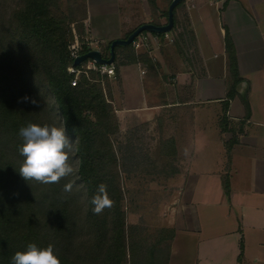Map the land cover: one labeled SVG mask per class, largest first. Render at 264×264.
<instances>
[{"label": "crops", "instance_id": "crops-1", "mask_svg": "<svg viewBox=\"0 0 264 264\" xmlns=\"http://www.w3.org/2000/svg\"><path fill=\"white\" fill-rule=\"evenodd\" d=\"M86 1L88 36L104 54L140 23L167 21L162 12L128 27L123 0ZM175 24L185 39L158 33L140 55L117 46L110 99L121 133L147 122L174 141L161 144L177 158L165 179L174 198L161 216V227L174 230L167 264H264V0H183ZM225 26L245 94L234 84Z\"/></svg>", "mask_w": 264, "mask_h": 264}, {"label": "trees", "instance_id": "trees-1", "mask_svg": "<svg viewBox=\"0 0 264 264\" xmlns=\"http://www.w3.org/2000/svg\"><path fill=\"white\" fill-rule=\"evenodd\" d=\"M57 1L0 0V264H13L14 254L31 243L54 244L62 264H125L127 259L131 264H167L169 242L165 251L130 238L113 143L119 120L101 81L93 76L101 73L91 71V78L84 74L72 85L68 21L51 11ZM225 28L236 85L242 78L232 35ZM128 56L137 59L134 52ZM30 123L65 126L73 142V174L52 184L27 181L19 174L24 159L20 132ZM164 140L163 145L174 144L171 138ZM69 182L73 188L65 193ZM101 183L114 204L96 214L91 200ZM225 185L229 189L228 179ZM162 229L170 231V240L174 230Z\"/></svg>", "mask_w": 264, "mask_h": 264}, {"label": "rangeland", "instance_id": "rangeland-1", "mask_svg": "<svg viewBox=\"0 0 264 264\" xmlns=\"http://www.w3.org/2000/svg\"><path fill=\"white\" fill-rule=\"evenodd\" d=\"M170 1L161 0L159 4L157 0H123V21L131 27L147 16L158 17L168 10ZM51 11L68 21V49L76 37L83 39L88 35L86 0H58L51 6ZM179 29L182 30L181 25ZM182 34L185 39V33ZM184 45L187 47L185 41ZM97 46L94 44V47ZM93 76L101 81L107 95L113 97V89L117 84L115 74L93 73ZM166 134L165 129L150 127L147 122H132L126 132L121 133L119 130L113 135V143L120 158L124 209L130 238L132 242L143 244L148 249L157 244L158 248L165 251L170 231L162 229L161 216L168 214L169 204L175 194L165 179L168 166L176 165L177 161L176 157L169 159L163 155L165 146L161 147L160 144L162 140L165 141L163 138ZM127 260L125 264H131L130 259Z\"/></svg>", "mask_w": 264, "mask_h": 264}, {"label": "clouds", "instance_id": "clouds-1", "mask_svg": "<svg viewBox=\"0 0 264 264\" xmlns=\"http://www.w3.org/2000/svg\"><path fill=\"white\" fill-rule=\"evenodd\" d=\"M20 134L24 143L19 151L24 159L19 174L25 180H35L42 184L59 183L62 178L74 173L76 169L70 162L73 142L66 136L65 126L30 123L21 129ZM72 188L73 182H69L63 191L70 193ZM91 203L96 214L113 206L114 201L105 184L99 185ZM12 260L13 264H62L60 254L52 243L46 247L31 243L26 250L17 251Z\"/></svg>", "mask_w": 264, "mask_h": 264}, {"label": "built area", "instance_id": "built-area-1", "mask_svg": "<svg viewBox=\"0 0 264 264\" xmlns=\"http://www.w3.org/2000/svg\"><path fill=\"white\" fill-rule=\"evenodd\" d=\"M181 31L177 24H175L172 29L161 34L164 40L174 42L180 39ZM157 34L149 30L141 32L132 42L136 54L140 55L143 52H150ZM94 44H97V41L93 40L91 36L86 35L83 39L76 37L69 45V55L74 60L80 53L94 47ZM68 71L73 73V78L71 79L72 85H76L84 74L88 78H91V71L108 75L115 74L116 63L115 61L113 63H99L95 59L89 58L88 60L82 61L79 65L72 64L68 66Z\"/></svg>", "mask_w": 264, "mask_h": 264}, {"label": "water", "instance_id": "water-1", "mask_svg": "<svg viewBox=\"0 0 264 264\" xmlns=\"http://www.w3.org/2000/svg\"><path fill=\"white\" fill-rule=\"evenodd\" d=\"M183 0H171L168 7L167 21L158 23L155 21H144L135 27L128 36L116 37L110 42L109 51L104 54L99 47H92L83 53L77 55L73 60V65H79L82 61L89 58L95 59L99 63H113L117 56V46L129 45L143 31L149 30L156 33H164L172 29L175 25V9ZM237 89L242 93H246L247 81L242 80L237 84Z\"/></svg>", "mask_w": 264, "mask_h": 264}]
</instances>
